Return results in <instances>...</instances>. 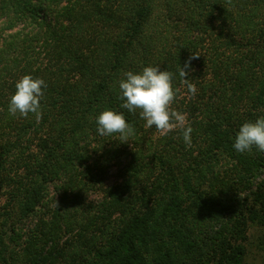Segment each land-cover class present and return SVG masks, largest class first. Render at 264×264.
I'll use <instances>...</instances> for the list:
<instances>
[{"label":"trees","instance_id":"trees-1","mask_svg":"<svg viewBox=\"0 0 264 264\" xmlns=\"http://www.w3.org/2000/svg\"><path fill=\"white\" fill-rule=\"evenodd\" d=\"M147 66L173 74L190 145L121 108ZM24 75L47 85L39 122L8 112ZM105 110L127 141L98 134ZM262 116L264 0H0V264H246L264 152L233 143Z\"/></svg>","mask_w":264,"mask_h":264},{"label":"clouds","instance_id":"clouds-1","mask_svg":"<svg viewBox=\"0 0 264 264\" xmlns=\"http://www.w3.org/2000/svg\"><path fill=\"white\" fill-rule=\"evenodd\" d=\"M200 55L191 53L184 66L179 69V77L187 88L190 98L197 93L196 85L189 79L191 61ZM125 78L119 81L120 96L123 101L121 108L135 114L139 112L141 119L146 121V128H153L161 134L179 129L186 144H191L193 129L188 124L187 114L171 109L176 92L173 89V74L159 66H147L139 73L128 71ZM47 85L43 79H34L24 75L15 84V93L11 96L8 112L12 116L27 118L33 114L37 122L42 119L41 100ZM97 132L101 136L119 134L121 141H127L133 129L126 122L121 112L105 110L96 117ZM256 148L264 152V116L254 122L243 123L235 135L233 148L239 153L249 152Z\"/></svg>","mask_w":264,"mask_h":264},{"label":"rangeland","instance_id":"rangeland-1","mask_svg":"<svg viewBox=\"0 0 264 264\" xmlns=\"http://www.w3.org/2000/svg\"><path fill=\"white\" fill-rule=\"evenodd\" d=\"M246 264H264V229L254 227L246 240Z\"/></svg>","mask_w":264,"mask_h":264}]
</instances>
